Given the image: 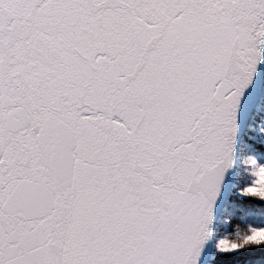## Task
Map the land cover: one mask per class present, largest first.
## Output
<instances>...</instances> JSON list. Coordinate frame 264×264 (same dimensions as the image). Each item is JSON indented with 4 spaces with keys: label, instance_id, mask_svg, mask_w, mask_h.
Here are the masks:
<instances>
[{
    "label": "snow or ice",
    "instance_id": "snow-or-ice-1",
    "mask_svg": "<svg viewBox=\"0 0 264 264\" xmlns=\"http://www.w3.org/2000/svg\"><path fill=\"white\" fill-rule=\"evenodd\" d=\"M0 264H264V0H0Z\"/></svg>",
    "mask_w": 264,
    "mask_h": 264
}]
</instances>
